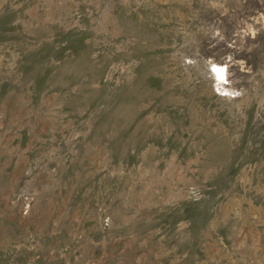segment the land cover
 <instances>
[{
  "label": "rangeland",
  "instance_id": "obj_1",
  "mask_svg": "<svg viewBox=\"0 0 264 264\" xmlns=\"http://www.w3.org/2000/svg\"><path fill=\"white\" fill-rule=\"evenodd\" d=\"M260 16L0 0V264H264ZM227 55L230 97L205 71Z\"/></svg>",
  "mask_w": 264,
  "mask_h": 264
},
{
  "label": "clouds",
  "instance_id": "obj_2",
  "mask_svg": "<svg viewBox=\"0 0 264 264\" xmlns=\"http://www.w3.org/2000/svg\"><path fill=\"white\" fill-rule=\"evenodd\" d=\"M258 21L264 23V16H260L258 18ZM245 33L251 36L255 35V31L251 25H248L246 27ZM214 35L220 36V33L216 32ZM220 39H223V36H220ZM231 60V55H227L225 57V62L222 64H217L212 57H208L205 61V71L207 73V78L211 79L214 82L213 87L215 91L218 94L229 97L237 94L231 88V81L229 79V76L231 74L229 73L228 68L230 66ZM240 64L241 70L243 71V61H241Z\"/></svg>",
  "mask_w": 264,
  "mask_h": 264
}]
</instances>
